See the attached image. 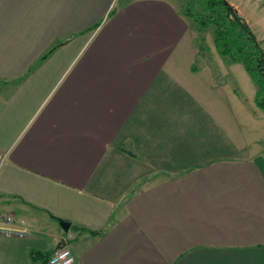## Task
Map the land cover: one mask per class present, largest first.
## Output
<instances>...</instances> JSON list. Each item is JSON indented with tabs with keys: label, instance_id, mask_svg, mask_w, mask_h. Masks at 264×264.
Returning <instances> with one entry per match:
<instances>
[{
	"label": "crops",
	"instance_id": "1",
	"mask_svg": "<svg viewBox=\"0 0 264 264\" xmlns=\"http://www.w3.org/2000/svg\"><path fill=\"white\" fill-rule=\"evenodd\" d=\"M192 29L173 0H0V213L25 231L0 264L70 233L79 264H264V156L232 128L256 111Z\"/></svg>",
	"mask_w": 264,
	"mask_h": 264
},
{
	"label": "trees",
	"instance_id": "2",
	"mask_svg": "<svg viewBox=\"0 0 264 264\" xmlns=\"http://www.w3.org/2000/svg\"><path fill=\"white\" fill-rule=\"evenodd\" d=\"M198 5L200 12H189L188 18L193 20L201 32L214 27V44L219 55L228 64H240L244 67L257 87L255 104L264 111V49L261 42L249 23L227 0H200ZM97 27L98 25L93 28ZM67 42L57 44L49 52ZM75 231L80 234L86 230L76 228ZM52 254L53 252H32V258L37 264H48Z\"/></svg>",
	"mask_w": 264,
	"mask_h": 264
},
{
	"label": "rangeland",
	"instance_id": "3",
	"mask_svg": "<svg viewBox=\"0 0 264 264\" xmlns=\"http://www.w3.org/2000/svg\"><path fill=\"white\" fill-rule=\"evenodd\" d=\"M180 8L184 17L189 20L192 25L193 35L198 41V47L207 56V60L213 65L224 67L228 65L226 61L218 56L217 49L214 44V27H210L207 31L201 32L193 20L188 18L189 12L199 13L200 0H173ZM239 14L249 23L258 40L261 42L264 49V0H227ZM193 36V37H194ZM219 54V53H218ZM200 61V60H199ZM231 65V64H230ZM233 71L232 78L237 80L239 85V96L244 98L250 109H254L256 121L250 120L248 114L239 113L236 125L237 140L247 142L254 151L260 152L264 156V111L259 109L255 104V94L257 87L251 80L250 76L240 64L231 65ZM229 67V66H228ZM235 71V72H234ZM239 104V103H238ZM254 113V115H255ZM253 114V113H252ZM263 115V116H262ZM257 153V152H256ZM73 238H74V234ZM72 250V249H71Z\"/></svg>",
	"mask_w": 264,
	"mask_h": 264
},
{
	"label": "built area",
	"instance_id": "4",
	"mask_svg": "<svg viewBox=\"0 0 264 264\" xmlns=\"http://www.w3.org/2000/svg\"><path fill=\"white\" fill-rule=\"evenodd\" d=\"M16 224L14 215L0 213V232L9 236H23L25 231L17 229ZM73 239V235L68 234L64 239L65 245L55 250L48 264H79L69 245Z\"/></svg>",
	"mask_w": 264,
	"mask_h": 264
},
{
	"label": "water",
	"instance_id": "5",
	"mask_svg": "<svg viewBox=\"0 0 264 264\" xmlns=\"http://www.w3.org/2000/svg\"><path fill=\"white\" fill-rule=\"evenodd\" d=\"M60 224H61V227H62L66 232H68V231L70 230V224H69V223H67V222H65V221H61Z\"/></svg>",
	"mask_w": 264,
	"mask_h": 264
}]
</instances>
